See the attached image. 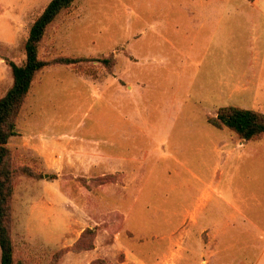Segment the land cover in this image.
I'll list each match as a JSON object with an SVG mask.
<instances>
[{
	"label": "rangeland",
	"instance_id": "obj_1",
	"mask_svg": "<svg viewBox=\"0 0 264 264\" xmlns=\"http://www.w3.org/2000/svg\"><path fill=\"white\" fill-rule=\"evenodd\" d=\"M47 2L0 0V96ZM253 10L264 0H74L58 15L39 57L88 59L35 74L8 142L12 170L35 172L12 173L21 264H264V138L207 121L223 106L264 112ZM28 216L48 244L20 239ZM85 229L94 247L77 252Z\"/></svg>",
	"mask_w": 264,
	"mask_h": 264
},
{
	"label": "trees",
	"instance_id": "obj_2",
	"mask_svg": "<svg viewBox=\"0 0 264 264\" xmlns=\"http://www.w3.org/2000/svg\"><path fill=\"white\" fill-rule=\"evenodd\" d=\"M73 1L48 0L38 16L29 24L27 37L23 43V62L17 64L11 60L5 61L10 71L11 83L0 96V264L22 263V260L20 262L16 256V248L11 236L12 173L19 171L25 175H35L32 169L25 166L13 170L11 167L14 162L8 142L16 135L18 113L38 71L58 64L72 65L78 69L82 61L88 59L84 56H58L48 60L40 58L38 54L39 44L46 29L63 10L72 5ZM100 61L104 67L108 66V58ZM78 72L82 73L81 68ZM207 121L215 127H226L246 142L264 138V113L253 109L223 106L218 109L214 117H209ZM92 236L93 232L85 229L73 248L77 252L92 249L94 247ZM102 260L97 258L90 264H99Z\"/></svg>",
	"mask_w": 264,
	"mask_h": 264
},
{
	"label": "crops",
	"instance_id": "obj_3",
	"mask_svg": "<svg viewBox=\"0 0 264 264\" xmlns=\"http://www.w3.org/2000/svg\"><path fill=\"white\" fill-rule=\"evenodd\" d=\"M246 13H243L244 15H245V17L246 18H250V19H252L253 18V16H264V11H261V10H253V11H245ZM208 15H210L209 13H207V14H203V15H200V16H196L195 17V15H193L192 13H191V18L193 19V21L195 22V19H202V20H204L205 18H207L208 17ZM214 15V14H213ZM203 22V21H202ZM251 83H252V81H251ZM255 85V81L253 80V86ZM262 90V94H264V90L263 89H261ZM241 108H244V107H241ZM245 109H251V108H245ZM253 110H255V111H259V112H261V113H264V112H262V111H260V109L259 108H256V109H253ZM125 143L126 142H122V146H123V161H126V159H127V161H131L132 160V158H130L128 155H126V151H125ZM239 143H241V142H239ZM114 144V142H112L111 143V145H113ZM241 145H242V143H241ZM130 146L132 147V142H131V144H130ZM132 148H134V147H132ZM135 149V148H134ZM134 149H133V151H132V155L131 156H133V152H134ZM141 150L142 149H138L137 150V152L139 153V152H141ZM129 157V158H128ZM208 180V179H207ZM204 182H206V181H204ZM204 182L203 183H201V184H204ZM209 185V183L207 184V186ZM204 188H206V187H204ZM204 192V190L202 191V193ZM192 200V199H191ZM12 210H13V208H11V232H12ZM15 211V210H14ZM26 214V213H25ZM16 215V214H15ZM30 218H29V216H28V220L27 221H24V222H19L18 220H16L17 221V226H18V230L20 231L19 232V237H20V239H22L23 238V240H24V242L23 243H25V245H26V247L27 246H30V244H33V243H40V244H45V243H47L48 244V240H49V235L47 234V238H45V236H44V238H42V241H40V240H38V238H37V234L34 232V231H32V229H31V222H30V224H29V222L28 221H30L29 220ZM11 236H12V239H13V243H14V246H15V248H16V240H15V235L14 234H12L11 233ZM30 243V244H29ZM67 255H68V253H67ZM74 256H72V257H81L80 256V253H77V254H73ZM64 257H67V256H64ZM64 257L58 262V264H63L64 262H63V259H64ZM74 259H77V258H74Z\"/></svg>",
	"mask_w": 264,
	"mask_h": 264
}]
</instances>
